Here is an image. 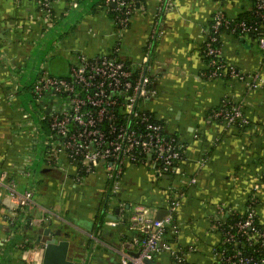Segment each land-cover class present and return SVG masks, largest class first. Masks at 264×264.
Returning a JSON list of instances; mask_svg holds the SVG:
<instances>
[{
	"label": "crops",
	"instance_id": "crops-1",
	"mask_svg": "<svg viewBox=\"0 0 264 264\" xmlns=\"http://www.w3.org/2000/svg\"><path fill=\"white\" fill-rule=\"evenodd\" d=\"M78 8L72 0L53 4L54 17L44 22L38 0H0V172H7L19 190L34 192L36 204L17 211L0 206V264H24L22 252L36 245L37 236L51 227L69 234L72 259L77 264H120L124 253H137V233L130 228V208L142 205L152 214L166 208L167 189L177 185V178L158 177L150 166L127 164L118 194L110 195L111 184L106 167L77 177V169L66 155L53 160V142L45 135L39 155L40 176L33 172L41 129L47 130L42 115L49 116L61 107L59 96L45 94L30 100L29 108L39 113L41 124L27 111L21 99L22 75L36 44L51 29H57L56 48L29 77L31 85L45 70L56 77L69 75L78 53L89 56L109 54L119 46V57L139 63L151 45L149 72L155 78L156 97L145 107L163 123L165 131L175 135L184 149L183 168L197 181L184 187L182 204L175 221L179 232L174 241L195 247L187 255L192 264H211L213 248L220 243V233L212 227L218 206L226 203L244 211L254 186L264 178V152L258 156L253 138L264 136V50L253 34L244 37L224 31L221 35L224 58L245 74L260 73L263 83L249 89L237 79H207L204 43L217 11L238 18L252 9L249 0H139L128 25L120 33L113 15L101 0H84ZM74 16L64 26L63 19ZM78 11V12H77ZM77 12V13H76ZM84 37L80 48L67 41L70 33ZM58 58L60 66L51 65ZM65 60V68L62 63ZM63 68V69H62ZM36 69V68H35ZM32 92V91H31ZM23 96V95H22ZM224 98L244 104L251 125L238 130L224 129L209 117ZM256 134V136L254 135ZM242 135L252 136L249 157L252 163L239 160L237 142ZM238 158V160H237ZM239 168L251 172L248 184H230L228 197L216 195L221 171ZM31 171V175L28 172ZM235 181V177L233 178ZM217 186V187H216ZM126 203L127 212H116L117 201ZM264 217V200L259 208ZM19 226L18 231L12 225ZM14 233L18 237H15ZM170 234V233H169ZM173 237L167 236L171 241ZM155 264H173L171 255L160 253Z\"/></svg>",
	"mask_w": 264,
	"mask_h": 264
},
{
	"label": "built area",
	"instance_id": "built-area-1",
	"mask_svg": "<svg viewBox=\"0 0 264 264\" xmlns=\"http://www.w3.org/2000/svg\"><path fill=\"white\" fill-rule=\"evenodd\" d=\"M44 22L54 17L53 4L60 0H38ZM174 1V0H171ZM256 19H238L217 11L207 33L203 54L207 58V79H237L249 89L263 83L260 73L245 74L224 58L221 35L228 31L244 37L254 34L264 50V0H249ZM139 0H101L109 9L119 35L128 25ZM79 0H72L78 8ZM113 5V6H112ZM119 46L109 54L78 53L68 76L56 77L43 70L31 86L34 98L45 94L59 96L61 107L49 116L42 115L48 124V140L53 142V160L66 155L76 167L77 177L93 173L104 164L111 193L118 194L127 164L150 166L158 177L177 178V185L168 186L166 208L162 218L136 205L130 208V228L137 233V253H124L120 264H155L160 253L171 255L173 264H184L195 247H184L174 241L179 232L175 221L182 204L184 187L196 183L183 168L184 149L178 138L165 127L145 104L158 94L155 78L150 74L151 45L139 63H129L118 55ZM211 119H220L224 129L246 127L251 120L242 102L224 98ZM31 175V171L28 172ZM264 200V178L256 184L244 211L226 203L218 206L212 227L220 233V243L213 248V264H264V217L259 208ZM36 204L34 192L19 190L17 181L0 172V206L17 211ZM119 214L127 212L126 203L119 201ZM170 233V234H169ZM173 237L171 241L167 236ZM42 248L26 247L22 252L24 264H41ZM151 261V263H148Z\"/></svg>",
	"mask_w": 264,
	"mask_h": 264
},
{
	"label": "rangeland",
	"instance_id": "rangeland-1",
	"mask_svg": "<svg viewBox=\"0 0 264 264\" xmlns=\"http://www.w3.org/2000/svg\"><path fill=\"white\" fill-rule=\"evenodd\" d=\"M87 4H89V0H84L82 2V6L79 8L78 11H80V9H84ZM77 11V12H78ZM76 12V13H77ZM75 11H72L71 14L68 17H65L61 23L62 26H64L65 24L68 23V21L74 16ZM61 27V26H60ZM58 26L57 29H51L50 31H48L46 33V35L43 37V39L40 41V43L36 44L31 56H30V61L28 63V66L25 68L24 71V75H22V86L24 88H21V91L24 90V92L22 91V95H21V99L23 101V105L27 108V111L33 115V119L36 121L37 124H41L42 122L40 121V115L38 112H36L34 109L29 108V103L30 100H32V102L35 105V108L37 109V104L34 102L35 98L31 92V80L29 79L30 76H32L33 73H35L36 70H38L40 68L41 63L47 58V56L49 54L52 53V51L56 48V38L58 37V33L56 32L59 28ZM60 30V29H59ZM71 40L72 41V45L79 47L80 48V44L83 43L85 41L84 37L78 36L74 33H70L67 41ZM62 63L64 64V68L65 66V60L62 59ZM59 60L58 58H54L51 61V65H57L60 66L61 62L58 63ZM36 68V69H35ZM63 69V68H62ZM147 105V104H146ZM44 122V121H43ZM45 125L47 126V130L45 132L44 129H41V133H42V138L37 146V159L35 160L34 164H33V172L36 176H40V172L42 169V164L41 161L39 160V155L41 156L43 149H44V142L45 140V135L49 136L50 131H49V127L48 124L45 123ZM256 136V134H254ZM253 136V135H252ZM250 135H242L239 140H235L237 142V148H238V156L240 157L239 160L241 159L242 162L245 164H247V161L244 160H249V163H252L253 161V157H249V149H251L252 145H251V137ZM257 147L258 148V156L261 155L264 152V136L258 137V138H253V147ZM238 160V158H237ZM240 160V161H241ZM251 172L248 171H243L239 168H229V170H224L221 171V173H219L216 177V180L219 181V183L217 185H222L220 187H217V191L215 189L214 192H216V195L219 196H224V200L226 199V197L229 196V194L227 193V188L228 186L230 187V184H248L249 180H251ZM235 177V181H233V178Z\"/></svg>",
	"mask_w": 264,
	"mask_h": 264
},
{
	"label": "water",
	"instance_id": "water-1",
	"mask_svg": "<svg viewBox=\"0 0 264 264\" xmlns=\"http://www.w3.org/2000/svg\"><path fill=\"white\" fill-rule=\"evenodd\" d=\"M113 6V5H112ZM166 178H169L166 175ZM111 195V190L108 192V198L105 204L107 206L108 199ZM120 201V200H119ZM117 201V205L118 202ZM119 207H116V212L119 213ZM167 213V209H159L157 218H162ZM63 235L61 230L57 232H53L51 227H48L44 234H39L37 236L36 245L34 244L32 247L42 248V260L41 264H77L81 263L79 260L72 259L70 255L71 244L69 241V234L65 235V238H62ZM151 263V261H148Z\"/></svg>",
	"mask_w": 264,
	"mask_h": 264
},
{
	"label": "trees",
	"instance_id": "trees-1",
	"mask_svg": "<svg viewBox=\"0 0 264 264\" xmlns=\"http://www.w3.org/2000/svg\"><path fill=\"white\" fill-rule=\"evenodd\" d=\"M141 1H142V0H141ZM253 11H254L253 9L249 10L248 12H246V13H244L243 15L239 16L238 19H239V20H240V19H252V18H253V19H256L255 16H254V14H253ZM253 35H254V34H253ZM254 36H255V35H254ZM255 37H256V36H255ZM205 62H206V67H207V62H208L207 58H205ZM205 70H206V69H205ZM219 107H220V106H219ZM219 107H218V108H219ZM218 108H216V109H218ZM212 112H213V111H210V112H209V116L212 114ZM215 121L218 122L219 124H221V120H220V119H216ZM249 126H250V125H249ZM249 126H246V127H236V128H238V130H242V129H245V128L249 127ZM171 178H173V177H171ZM12 227L14 228V230H15L16 233H17L19 226L16 225V224L14 223V225H12ZM16 233H14V235H15V237H18ZM263 256H264V254H263ZM184 264H192V263H190V262L187 260ZM211 264H213V262H212Z\"/></svg>",
	"mask_w": 264,
	"mask_h": 264
}]
</instances>
